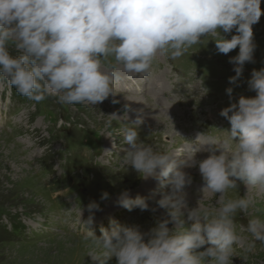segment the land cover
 Instances as JSON below:
<instances>
[{
	"label": "clouds",
	"instance_id": "1",
	"mask_svg": "<svg viewBox=\"0 0 264 264\" xmlns=\"http://www.w3.org/2000/svg\"><path fill=\"white\" fill-rule=\"evenodd\" d=\"M260 5L261 0H0V79L35 102L54 95L62 104L94 106L115 95L113 85L121 79L120 72L104 70L109 58L131 79L149 73L161 53L178 59L210 36L218 53L226 55L239 47L229 59L235 72L229 83L236 85L245 63L253 62L252 26L264 14ZM233 30L236 34L230 39L221 34ZM247 84L256 96H241L220 112L230 123L226 136L203 143L202 134L197 138L199 145H221L219 155L196 161L183 148L161 152L145 144L137 127L120 130L128 145L123 156L127 166L161 185L171 176L170 193L157 201L168 218L147 233L112 220L110 230L101 227L102 234L96 236L85 225L92 223L93 209L99 206L90 203L84 221L81 208L77 223L92 264L113 258L116 264H232L239 240L234 216L247 213L254 200L248 191L235 199L226 198V193L237 189L238 182L247 190H264V68L253 69ZM226 92L231 99L233 89ZM197 150L192 149L194 154ZM181 155L186 159L178 162ZM197 164L205 184L203 198L208 193L219 196L215 204L206 206L201 199L190 208L184 188L191 177L184 169ZM107 198L104 193L102 199ZM117 203L129 211L149 209L146 198H132L127 191ZM187 222L191 223L186 227ZM170 223L175 226L169 228ZM245 230L252 237L248 251L257 241L264 243V220L249 219Z\"/></svg>",
	"mask_w": 264,
	"mask_h": 264
},
{
	"label": "rangeland",
	"instance_id": "2",
	"mask_svg": "<svg viewBox=\"0 0 264 264\" xmlns=\"http://www.w3.org/2000/svg\"><path fill=\"white\" fill-rule=\"evenodd\" d=\"M260 7L264 12V0H261ZM252 27L256 44L253 62L245 63L236 85L229 83V77L235 75L229 59L238 54L239 47L226 55L218 53L214 38L209 36L191 46L178 59H171L168 53L158 55L151 67L154 75L164 67H156L159 60L165 65L167 60L166 70H170L173 78L161 81L166 86L165 98L152 100L153 104L149 100L148 107H145L148 108L146 111L153 112L146 115L151 116L152 123L143 121L146 111L140 106L124 101L126 96L123 95L140 97L146 93L143 90L126 93L113 88L115 95L97 103L99 108L95 110L81 104H62L54 95L35 102L18 94L6 79H0V264H92L87 257V242L83 240L82 229L77 223L81 208L82 214L90 215L88 205L92 202L99 206L98 210L93 209V217L109 214L117 223L137 226L144 233L155 227L157 221L168 218L167 210L156 203L170 193L171 188L165 187L168 189L160 194L149 195L144 190L148 188L143 185L145 182L140 187L138 182L134 183V178L140 179L141 175L124 162L128 145L119 132L130 125L127 121L124 126L122 121H142L139 126L133 125L137 127L140 140L161 152H170L172 146H182L189 138L201 134L200 138L205 139L224 138L226 131L230 130V123L220 112L238 102L241 96L255 97L256 92L249 89L247 81L253 69L264 68V14ZM221 34L230 39L236 32ZM10 51L13 55L19 54L14 49ZM122 69V65L112 58L104 64L105 71L121 72ZM150 85L147 79L143 83L147 88ZM229 87L233 89L231 99L226 92ZM132 113L138 116L137 119L129 117ZM93 131L96 133L92 134ZM113 139L116 144L113 154L110 150L104 157L92 155L93 151L98 152L101 143L102 150L107 142V148L111 147ZM216 146L217 151L194 159L219 155L223 148ZM108 166H117L118 172L126 167L127 171L124 170L128 175L123 176L126 183H121L119 178L124 170L118 174ZM185 169L191 177V183L184 188L188 206L197 207L201 199L206 206L215 204L219 194L208 193L203 198L205 184L198 165ZM115 180L120 182V187ZM124 191L132 198L139 195L151 201L147 202L152 210L155 209L152 212L155 225L145 226L147 211H129L124 207L122 212L113 213L114 199ZM247 191L254 203L247 213L238 211L234 216L239 240L233 248L232 264H264V243L257 241L248 251L252 237L245 230L249 219L258 217L264 220V190H247L238 182L237 189H229L226 198L235 199L246 195ZM104 193L108 194L107 199H102ZM174 226L170 223L169 228ZM110 227L106 229L110 230ZM93 232L96 236L102 234L97 230ZM106 264H116L115 258Z\"/></svg>",
	"mask_w": 264,
	"mask_h": 264
},
{
	"label": "bare ground",
	"instance_id": "3",
	"mask_svg": "<svg viewBox=\"0 0 264 264\" xmlns=\"http://www.w3.org/2000/svg\"><path fill=\"white\" fill-rule=\"evenodd\" d=\"M159 64L158 65H156V67H159L160 65L161 66H164L163 68H161L160 70H158L159 71V73L158 74H160V75H154V70H150V72L149 73H147V74H138V75H133V77L131 78V79H129L128 78V75L129 74H127V73H125V72H123V71H121L120 72V74H121V79L118 81V82H116L114 85H113V88H115L116 90H120V91H125L126 93L127 92H138V91H140V90H143L144 92H146L145 93V95H146V97H145V95H144V93H143V95H140V97H136V96H134V95H123V96H126L125 98H124V101L125 102H127V103H129V104H131L132 106L133 105H138V106H140L143 110H148V108H146L145 109V107H148V102H149V100H162L163 98H165V89H166V86L164 87V83L162 84L161 83V81H162V79H167L168 81H170L172 78H173V75H172V73L170 72V70H168V72H167V70H166V68H167V60H166V65H165V63H163L161 60H159V62H158ZM155 65V64H154ZM123 70V69H122ZM150 77H154V78H150ZM191 78V77H190ZM146 79L147 80H150V86H149V88H147L146 86H143V83H144V81H146ZM191 80H192V78H191ZM192 82V81H191ZM167 83H169V82H167ZM248 85V84H247ZM148 91H150L149 93H148ZM159 94V95H158ZM119 95V94H118ZM158 95V97H156ZM168 103V102H167ZM170 103V102H169ZM152 104H153V101H152ZM161 105V104H160ZM99 106V104H96V105H94V106H89V108L90 107H92L93 109H95V110H97V108H99L98 107ZM157 107V106H156ZM163 109H165V108H163ZM166 110V109H165ZM144 114V113H143ZM152 115L153 114V112L151 113L150 112V110L149 111H146V113H145V116H144V120L143 121H149L150 123H152V121L153 120H151L150 121V118H151V116H149V117H147L146 115ZM162 114V113H161ZM167 114V113H166ZM160 115V114H159ZM158 115V116H159ZM164 115H165V113H164ZM131 116H135L133 113L129 116V117H131ZM167 116H168V114H167ZM128 117V118H129ZM136 117V116H135ZM138 117V116H137ZM137 117H136V119H137ZM169 117V116H168ZM170 118V117H169ZM130 120H132V118H129ZM161 119V118H160ZM159 119V120H160ZM155 120V119H154ZM162 120H164V119H162ZM128 121V123H127V125L129 124L131 127H134L133 126V124H132V122L131 121H129V120H125V121H122V124L125 126V122H127ZM134 121H136V120H134ZM163 124V123H162ZM161 124V125H162ZM142 129V128H141ZM170 130V129H169ZM175 131V130H174ZM145 132V131H144ZM160 132V131H159ZM93 133H96V131H93L92 132V134ZM99 134H100V138H101V141H103L102 140V136H101V133L99 132ZM147 133H145V135H146ZM160 134V133H159ZM167 134V133H166ZM165 134V135H166ZM170 134H171V131H170ZM150 135V134H149ZM148 135V136H149ZM157 135V134H156ZM174 135V134H173ZM150 137V136H149ZM193 137V136H192ZM189 138V137H188ZM198 138V137H197ZM197 138H196V136L194 137V138H189L188 140H186L185 142H184V144L182 145V146H177V145H175V147L174 146H172L171 147V150H170V152L171 151H174V150H176V149H181V148H183L184 150H185V153L189 156V157H192V156H194L195 158L196 157H200V155H207V154H210L212 151L213 152H215V151H217L218 150V147L215 145H211V144H202V145H199V143H203V142H205L207 139H205V138H200L199 137V143L197 142ZM147 140V139H146ZM145 141V140H144ZM159 141V140H158ZM171 142V141H170ZM156 143V142H155ZM173 143V142H172ZM102 144V143H101ZM101 144L99 145V147H100V149L98 148V152H96V151H93L92 152V155L93 156H97V157H99V155L101 156V157H104V156H106V153H105V150H108V151H110V152H112L111 154H113L114 153V151H112L113 149H115L113 146H111V147H109V148H107V145H108V142H107V145L105 146V148H104V150H102V148H101ZM181 144V143H180ZM111 145H113L112 143H111ZM116 145V144H115ZM171 145V144H170ZM219 146V148H221V146L220 145H218ZM198 147V149L199 150H197L196 152H195V154H194V152L192 151V149L193 148H197ZM111 148V149H110ZM160 148V147H159ZM217 148V149H216ZM162 149V148H161ZM101 150V151H100ZM108 155V154H107ZM184 157V155H181V156H179V157H177V161L179 162V161H181L182 160V158ZM196 161H200L199 159H195ZM198 165V164H197ZM109 168H111V169H113L116 173H120V172H122L124 169H126V167L125 168H123V169H120L119 170V172H118V167L117 166H113V167H110V166H108ZM107 167V168H108ZM131 167V166H130ZM132 168V167H131ZM186 168H189V167H186ZM185 171H186V169H184ZM126 171H127V169H126ZM126 171L124 170V172L123 173H120L121 174V176L119 177L121 180H122V182L121 183H126L125 182V180L126 179H123V176H127L128 175V173H126ZM128 171H129V169H128ZM131 171V170H130ZM187 171H189V170H187ZM191 172V171H190ZM197 173V172H196ZM135 176H137L136 174H135ZM136 178V177H135ZM134 178V183H136V182H138V184H139V187H140V185H142V183L143 182H145V184H143V185H148V188L147 189H144V190H147V193L149 194V195H158V194H160L162 191H165V190H167L165 187H169V188H171V185L168 183V180H170L171 179V176H169L168 178H166V180H165V182L163 183V185H161L160 184V182H158V181H156V180H154V179H152V178H147V179H145V178H143V177H141L140 179L138 178L137 180ZM136 180V181H135ZM143 180V181H142ZM116 181V182H115ZM114 182H115V184H118V187H120V182L118 181V180H115ZM140 181H142L141 183H140ZM203 187V186H202ZM145 188V187H144ZM255 189V188H254ZM256 191H257V189H256ZM198 193H201V192H198ZM143 194H145V192H143ZM188 194V193H187ZM190 194V193H189ZM188 194V195H189ZM262 194H264L263 192H262ZM146 195V194H145ZM132 197V196H131ZM194 197H195V195H194ZM162 198V197H161ZM118 199L119 198H117V199H114L115 201H114V208L112 209V211H113V213L114 212H116V213H120V212H122V209L124 208V207H122V206H120L118 203H117V201H118ZM195 199V198H194ZM149 203L151 202L150 200H147ZM189 201H190V199H189ZM157 204V203H156ZM145 211H147V213L149 214H145L144 215V217H145V219H146V222H145V226H149V225H151V224H153V225H155V222H154V219H153V217H152V212H153V210H152V208H151V205L149 206V209L148 210H145ZM83 216L81 217V220L82 221H84V220H87V218H88V214H85V213H83L82 214ZM115 218V217H114ZM114 218L111 216L110 217V215L109 214H106L105 216H99V217H93V221H92V223L91 224H88V225H85V227H87V229L88 230H91V231H98V232H101L99 229H101V227H103V228H106V227H110L111 225H110V221L113 219L114 220ZM156 226V225H155ZM65 244V243H64Z\"/></svg>",
	"mask_w": 264,
	"mask_h": 264
},
{
	"label": "water",
	"instance_id": "4",
	"mask_svg": "<svg viewBox=\"0 0 264 264\" xmlns=\"http://www.w3.org/2000/svg\"><path fill=\"white\" fill-rule=\"evenodd\" d=\"M168 226L170 227V224Z\"/></svg>",
	"mask_w": 264,
	"mask_h": 264
}]
</instances>
